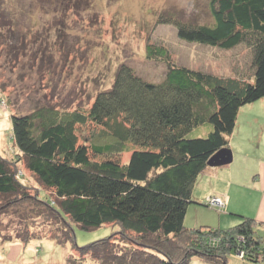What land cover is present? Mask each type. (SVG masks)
<instances>
[{
  "label": "trees",
  "instance_id": "1",
  "mask_svg": "<svg viewBox=\"0 0 264 264\" xmlns=\"http://www.w3.org/2000/svg\"><path fill=\"white\" fill-rule=\"evenodd\" d=\"M207 10L210 22L163 12L157 19L173 22L188 41L244 46L248 64L233 74L179 62L167 44L148 42L147 55L167 63L161 80L145 78L124 61L111 86L98 91L87 108L37 105L11 114L15 147L12 157L0 151V212L23 200L36 216L54 219L50 225L57 233L51 238L83 252L68 250L66 264H84L88 256L101 264H190L193 257L204 264H236L232 255L264 264V221L256 216L240 214L228 226L184 223L191 203L213 205L207 198L217 193L200 201L194 184L213 154L230 147L228 135L241 107L264 97V0H209ZM5 26L0 21L12 37ZM15 40L25 46L28 39ZM6 48L0 64L17 55L14 43ZM1 76L5 100L8 83ZM87 123L93 124L88 135L80 128ZM27 171L44 186V196L31 192L38 185L27 180ZM227 208L230 214L238 210ZM74 223L85 229L112 223L121 238L114 230L78 245ZM28 227L19 231L26 239Z\"/></svg>",
  "mask_w": 264,
  "mask_h": 264
},
{
  "label": "rangeland",
  "instance_id": "2",
  "mask_svg": "<svg viewBox=\"0 0 264 264\" xmlns=\"http://www.w3.org/2000/svg\"><path fill=\"white\" fill-rule=\"evenodd\" d=\"M208 1L0 0V21L6 24L5 28L9 24L10 32H14L11 37L0 27V51H7L8 42H12L17 53L9 58L8 63L12 68L4 62V58V63L0 64L1 80L8 83L6 91L2 93L5 100L0 98V151L7 157L14 154L13 112H31L37 105L56 107L60 111L87 108L98 91L111 86L115 69L121 62L129 63L147 79L161 80L167 63L147 55L148 42H163L179 62L214 72L233 74L240 66H246L249 53L244 46L238 45L233 50L188 41L178 35L173 22L157 19L163 12L168 16L175 14L183 20L210 22L213 17L207 10ZM38 34H44L43 38L34 40ZM17 35L28 39L25 40V46L16 44ZM36 42L41 47H37ZM263 100L264 97L241 107L235 129L228 135L233 160L225 164V169L219 171V175L227 173L229 167L234 170L241 164L244 172L248 170L247 179L257 176L259 160L264 158ZM92 127V123H87L80 128L88 135ZM93 131L98 135L97 130ZM245 155H248L246 164ZM26 174L28 181L38 185L35 190L30 188L31 192L44 196L47 193L44 186L36 184L29 171ZM202 176L199 175L193 187V194L199 200L213 186L211 178ZM242 182H235L231 186L233 192L230 201L233 202L232 206L238 208L233 211L235 213H229L220 194H212L207 199L210 202L211 199H218L216 204L220 206L191 203L185 216V225L204 223L228 226L237 222L240 214H254L258 207L257 195L250 185L246 187V183ZM31 206L22 200L0 212V264H66L68 250L75 251L77 256L83 255L75 246L76 249H73L72 243L60 245L52 239L57 233L56 227L50 225L54 219L49 221L47 217L36 216ZM219 207L228 211L227 214L222 216L225 212ZM225 216L230 224L222 225L221 219ZM26 224L31 232L27 239L19 233ZM73 227L78 245L115 233L117 238H121L115 230L116 225L112 223L91 229L74 223ZM2 237L5 238L1 240ZM95 259L88 256L83 262L101 264ZM231 260L236 264H247L237 255H232ZM190 264L204 262L193 257Z\"/></svg>",
  "mask_w": 264,
  "mask_h": 264
},
{
  "label": "crops",
  "instance_id": "3",
  "mask_svg": "<svg viewBox=\"0 0 264 264\" xmlns=\"http://www.w3.org/2000/svg\"><path fill=\"white\" fill-rule=\"evenodd\" d=\"M247 156L248 155L244 156V159H245L244 163L245 164H246V162L248 163ZM236 167L237 168L234 170L232 167H229L228 169H226V170H228V171H226L227 173H220V175H219V171L224 170L225 166L217 167V166L211 165V166L207 167L202 174L207 176V178L212 179L213 186L209 191H207L206 194H209V192L220 194L226 200L227 207H229L231 209H234V208L237 209V207L232 206L233 202L230 201V195L233 192L231 190V186L235 182H242L243 181L246 183V187L248 185H250L251 186L250 189L253 191L254 194L257 195L258 207L256 209V212L252 215L256 216L257 219L264 220V158H261L259 160V164L257 166L258 167L257 170L259 172H256L257 176L252 177L250 179H247V177H246L248 170H245V172H244L241 164L237 165ZM247 167H249V164L247 165ZM203 177L204 176H202L201 178H203ZM207 178H206V180H207ZM220 179L223 180V182L221 181V183H220ZM224 179H226L225 182H224ZM243 182H242V184H243ZM224 183H228V185L223 186ZM207 189H209L208 185H207ZM241 211H244V210L241 209ZM223 215H226V214L222 213V216ZM221 223H222V225H226L227 223L230 224L229 220L227 221L226 216L223 217V219H221Z\"/></svg>",
  "mask_w": 264,
  "mask_h": 264
},
{
  "label": "water",
  "instance_id": "4",
  "mask_svg": "<svg viewBox=\"0 0 264 264\" xmlns=\"http://www.w3.org/2000/svg\"><path fill=\"white\" fill-rule=\"evenodd\" d=\"M233 160V151L230 147L220 148L213 156L209 159L210 165H222L229 163Z\"/></svg>",
  "mask_w": 264,
  "mask_h": 264
},
{
  "label": "built area",
  "instance_id": "5",
  "mask_svg": "<svg viewBox=\"0 0 264 264\" xmlns=\"http://www.w3.org/2000/svg\"><path fill=\"white\" fill-rule=\"evenodd\" d=\"M216 201H218V199H211V203L216 204Z\"/></svg>",
  "mask_w": 264,
  "mask_h": 264
},
{
  "label": "clouds",
  "instance_id": "6",
  "mask_svg": "<svg viewBox=\"0 0 264 264\" xmlns=\"http://www.w3.org/2000/svg\"><path fill=\"white\" fill-rule=\"evenodd\" d=\"M223 201V200H222ZM223 203H224V201H223Z\"/></svg>",
  "mask_w": 264,
  "mask_h": 264
}]
</instances>
